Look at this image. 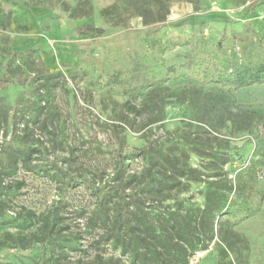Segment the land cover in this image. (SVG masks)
I'll return each instance as SVG.
<instances>
[{
    "label": "rangeland",
    "instance_id": "rangeland-1",
    "mask_svg": "<svg viewBox=\"0 0 264 264\" xmlns=\"http://www.w3.org/2000/svg\"><path fill=\"white\" fill-rule=\"evenodd\" d=\"M255 1L249 12L253 0H0L11 16L0 47L24 53L16 66L41 60L58 75L32 87L29 71L8 70L10 56H0V241L14 239L0 248V264H155L150 250L161 264H178L166 240L185 251L187 264H215L216 243L241 237L249 264H264V197L252 198L259 213L239 225L227 224L222 211L236 181L250 195L264 177L252 166L263 158L264 127L250 130L247 121L264 107V84L234 91L175 78L159 87L176 94L155 89L152 107L142 63L184 66L192 38L209 54L224 35L264 37V0ZM23 148L35 149L26 161ZM118 154L122 182L114 176ZM114 182L119 196L102 207ZM17 183L14 195L7 187ZM28 211L32 227L24 226ZM123 215L145 239L139 254ZM53 216L64 243L20 247Z\"/></svg>",
    "mask_w": 264,
    "mask_h": 264
},
{
    "label": "trees",
    "instance_id": "trees-1",
    "mask_svg": "<svg viewBox=\"0 0 264 264\" xmlns=\"http://www.w3.org/2000/svg\"><path fill=\"white\" fill-rule=\"evenodd\" d=\"M35 6H40L46 0H32ZM53 2V0H49ZM257 5V1L248 6V11L253 12ZM11 26V16L6 15L2 11L0 4V30L6 31ZM182 45H187V41L182 39ZM192 55L190 62L184 66L170 67L162 61H154L152 57H146L142 60L143 65L147 68L146 78L152 80V89L150 96L146 100L149 106L156 104V90L166 94V98L173 97L176 94L175 91H170L167 87H159L167 82L177 78L192 79L199 83H208L221 87H229L236 91L242 88L262 85L264 84V37L255 31H244L240 33H233L230 36L224 35L217 44V51L209 54L204 53L198 48L197 42L192 38ZM37 49L33 47L30 51ZM12 51L0 47V56H10L7 62L8 70L12 69L13 72L23 76L25 70L32 74L31 86L35 87L37 83L42 82L44 86L52 83L58 75L51 73L45 63L40 60V63H36V60L31 61L30 65L25 68L22 66H16V56H24L23 52L14 53L11 56ZM164 50H159L158 55L162 56ZM208 63L211 65L213 71L208 72L203 67ZM175 74V75H174ZM156 89V90H155ZM33 91V90H31ZM158 97V96H157ZM248 127L250 130L253 128L263 126L264 127V107L255 108L247 115ZM35 153V149L23 148L20 151L22 158L26 161L31 155ZM252 166L257 171H262L264 174V154L263 158L259 161H254ZM249 170L245 169L244 174ZM64 178L68 180V184L76 183V180L70 177L66 172L60 169L59 171ZM124 163L121 154H118L116 158L115 167V181L122 182L124 178ZM23 186V183H17L16 185H9L7 188L13 192L14 195H19V190ZM254 187V193L247 194V186L242 181H236L235 193L229 194L228 201H225L222 205V211L227 216V220L232 226L239 225L245 220L254 217L259 213V209L255 207L252 200L253 197L257 199H263L264 197V177L257 179ZM93 190L95 187L92 188ZM233 190V188L231 189ZM119 196V189L115 185L109 186L106 193L101 197L100 204L105 207L109 202ZM36 215L32 211H28L24 226H34V219ZM121 225L123 226L124 235L128 237L130 242L134 243L135 254H139L141 248L144 247L145 239L138 237L135 234V227L128 222L127 216L123 215ZM57 223V217L47 218L42 225V232L37 235L33 234L30 240H20V247L28 249L32 244L39 243L55 248L60 243H64L65 239L60 236ZM222 226H225L224 224ZM222 240L224 239L221 235ZM197 241L201 244V238L197 237ZM14 240L10 235L5 241H0V248L7 247V241ZM67 242L69 240H66ZM18 242V240H17ZM164 246L167 250H173V259L178 264H187L188 260L184 256L185 251L178 250L167 240L164 241ZM193 250H197L193 248ZM216 250L218 257L215 264H249V246L248 240L245 237H241L237 240L221 241L216 243ZM155 264H161L158 259V254L150 250ZM45 258V253L42 254Z\"/></svg>",
    "mask_w": 264,
    "mask_h": 264
},
{
    "label": "crops",
    "instance_id": "crops-1",
    "mask_svg": "<svg viewBox=\"0 0 264 264\" xmlns=\"http://www.w3.org/2000/svg\"><path fill=\"white\" fill-rule=\"evenodd\" d=\"M54 22H52V29H53Z\"/></svg>",
    "mask_w": 264,
    "mask_h": 264
}]
</instances>
